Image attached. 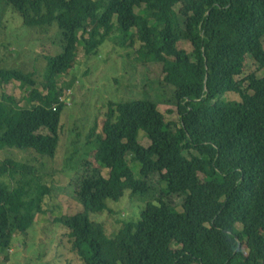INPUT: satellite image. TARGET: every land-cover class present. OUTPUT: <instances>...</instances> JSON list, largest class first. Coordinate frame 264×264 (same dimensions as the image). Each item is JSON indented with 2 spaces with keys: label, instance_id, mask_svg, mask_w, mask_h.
<instances>
[{
  "label": "trees",
  "instance_id": "1",
  "mask_svg": "<svg viewBox=\"0 0 264 264\" xmlns=\"http://www.w3.org/2000/svg\"><path fill=\"white\" fill-rule=\"evenodd\" d=\"M0 4L27 27L55 30L61 50L44 55L42 72H29L10 67L0 46V87L19 82L26 103L2 95L0 150L56 156L67 106L60 79L74 68L80 39L87 56L112 44L122 57L161 65L163 79L176 87L164 100L175 105L176 122L154 101L128 100L109 103L101 129H91L85 175L74 183L82 211L60 219L83 264H264V78L247 73L248 59L264 71V0ZM251 84L247 98L242 88ZM227 95L241 97V105L225 107ZM14 173L33 174L12 160L0 163V254L14 235L32 229L50 195L36 182L37 196L27 198L28 182H9ZM126 193L145 207L139 218L136 211L123 214L122 229L110 237L90 216L117 214L110 203ZM171 197L181 199L179 207L166 202Z\"/></svg>",
  "mask_w": 264,
  "mask_h": 264
},
{
  "label": "rangeland",
  "instance_id": "2",
  "mask_svg": "<svg viewBox=\"0 0 264 264\" xmlns=\"http://www.w3.org/2000/svg\"><path fill=\"white\" fill-rule=\"evenodd\" d=\"M11 9L0 4V46L4 47V61L10 67L42 72L47 64L44 55L61 51L55 44L56 31L44 34L36 28L27 27L20 15ZM80 43L74 68L60 79V85H66L65 93L69 95L65 97L67 106L63 112L56 156L41 157L33 150L16 148L0 150V163L9 159L33 172L29 175L32 177L25 175L26 178H22L23 174H12L9 182L14 184V188L28 182L27 198L37 196L38 184L50 190V195L45 197L43 212L34 214L32 229L26 234L13 236L12 247L0 254V264H83L76 257L74 244L60 219L82 211V204L74 193V183L85 175L83 162L90 153L91 143L88 136L96 124L101 129L107 118L109 103L151 100L158 105L167 121H178L175 105L164 103V100L172 99L176 87L163 79L161 65L143 63L132 56L122 57L112 44L102 46L97 55L87 56L83 39H80ZM248 65L247 73H257L258 77L264 78V71L259 70L260 67L252 59H248ZM253 88V84L243 87V94L250 98ZM3 94L12 97L21 106L26 105L25 93L19 82L0 87V101ZM241 103L238 95L225 97V107L228 109L236 108ZM143 137L144 133L140 132V143L148 146L149 141L146 138L143 140ZM90 158L88 161H91ZM129 161L138 175L139 163H134L131 157ZM151 181V184H157L158 178H151ZM130 195L126 193L119 203H110L115 206L113 210L117 209V214L106 210L105 213L90 216L104 225L108 236L114 237L122 229L120 220L123 214L129 216L136 211L139 218L144 209L142 201ZM166 202L179 207L181 199L171 197Z\"/></svg>",
  "mask_w": 264,
  "mask_h": 264
},
{
  "label": "bare ground",
  "instance_id": "3",
  "mask_svg": "<svg viewBox=\"0 0 264 264\" xmlns=\"http://www.w3.org/2000/svg\"><path fill=\"white\" fill-rule=\"evenodd\" d=\"M67 95H69V94H68V93H65V97H66ZM61 100H63V98H62ZM64 101H65V99H64Z\"/></svg>",
  "mask_w": 264,
  "mask_h": 264
}]
</instances>
